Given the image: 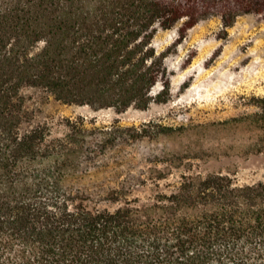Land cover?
I'll use <instances>...</instances> for the list:
<instances>
[{
	"label": "trees",
	"instance_id": "16d2710c",
	"mask_svg": "<svg viewBox=\"0 0 264 264\" xmlns=\"http://www.w3.org/2000/svg\"><path fill=\"white\" fill-rule=\"evenodd\" d=\"M248 13L264 17V0H0V264H264V180L185 156L118 178L119 129L79 117L57 134L31 123L22 93L118 112L166 102L156 33ZM257 106L247 120L264 154Z\"/></svg>",
	"mask_w": 264,
	"mask_h": 264
},
{
	"label": "rangeland",
	"instance_id": "374dc122",
	"mask_svg": "<svg viewBox=\"0 0 264 264\" xmlns=\"http://www.w3.org/2000/svg\"><path fill=\"white\" fill-rule=\"evenodd\" d=\"M153 46L165 54L170 78L166 102L122 112L94 110L64 104L40 88L27 87L22 93L33 116L31 123H46L61 134L66 119L83 117L88 128L119 129L122 141L112 148V156L118 158V178L185 156L204 171L230 174L238 184L263 181L259 133L247 118L258 111L257 100L264 98V17L242 14L227 27L220 18L211 17L184 38H179L178 26L161 29ZM172 169L177 174L186 166Z\"/></svg>",
	"mask_w": 264,
	"mask_h": 264
}]
</instances>
